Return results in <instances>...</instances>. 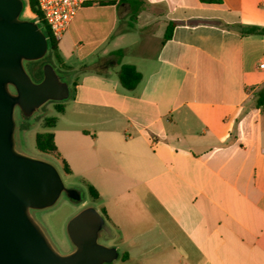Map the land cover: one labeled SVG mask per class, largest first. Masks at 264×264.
Instances as JSON below:
<instances>
[{
    "label": "crops",
    "instance_id": "obj_1",
    "mask_svg": "<svg viewBox=\"0 0 264 264\" xmlns=\"http://www.w3.org/2000/svg\"><path fill=\"white\" fill-rule=\"evenodd\" d=\"M82 1L48 133L97 192L104 245L135 264H264V0Z\"/></svg>",
    "mask_w": 264,
    "mask_h": 264
},
{
    "label": "water",
    "instance_id": "obj_2",
    "mask_svg": "<svg viewBox=\"0 0 264 264\" xmlns=\"http://www.w3.org/2000/svg\"><path fill=\"white\" fill-rule=\"evenodd\" d=\"M27 8V0H0V264H111L119 254L99 243L105 221L94 206L68 220L67 254L54 249L31 215L52 208L62 196L79 205L85 201L81 189L64 184L55 165L16 150V112L31 119L45 104L70 97L68 82L51 63L42 65L38 82L26 72V63L48 53L38 22L23 16Z\"/></svg>",
    "mask_w": 264,
    "mask_h": 264
},
{
    "label": "rangeland",
    "instance_id": "obj_3",
    "mask_svg": "<svg viewBox=\"0 0 264 264\" xmlns=\"http://www.w3.org/2000/svg\"><path fill=\"white\" fill-rule=\"evenodd\" d=\"M26 10L29 11V20H34L33 14L30 12L29 8H27ZM38 62H31L25 64L26 72L29 74V76L34 82H38L41 79V78L38 79L36 76L33 75V67H34L33 65ZM55 68L58 73H61L57 67ZM63 77H65V80L68 82L69 90L71 92L72 86L70 85L68 78L65 75ZM64 102L65 101L49 102L45 104L40 109L39 113L31 119L24 118L18 112L15 113V119L17 122V129L15 136L16 150L29 157L43 159L45 161L52 163L59 170L62 180L66 186L77 187L82 191V197L85 202L81 205L74 203L68 200L67 198H65L64 196H62L55 204V206H53L52 208L31 212L33 219L42 228V230L44 231L45 235L49 239L54 249L60 254H67L72 250V246L65 232V227L68 220L72 216H74L80 208L86 205L94 206L98 210V205L92 203L86 191V188L78 182L77 178L64 175L59 164L57 163L55 157L52 154L50 155L42 154L35 147V134L42 132L44 133L51 132V130L44 128L45 123L47 122V119L49 117L56 118L57 112L54 106L56 104H60ZM105 230H106V225L99 233V238H98L99 243L104 244L105 242L103 238ZM111 264H135V263L133 261L132 262L122 261L121 253H119L118 259L112 262Z\"/></svg>",
    "mask_w": 264,
    "mask_h": 264
},
{
    "label": "trees",
    "instance_id": "obj_4",
    "mask_svg": "<svg viewBox=\"0 0 264 264\" xmlns=\"http://www.w3.org/2000/svg\"><path fill=\"white\" fill-rule=\"evenodd\" d=\"M206 1L210 2L212 0H206ZM108 4H113V2H108ZM27 5L31 13L35 15L36 19L34 20L38 21V27L43 32V34L45 35L47 39V49H48L47 56L40 62L35 63L33 65L34 66L33 75L36 76L38 79H40L42 77V70H41L42 65L47 62L57 67L58 70L68 78L66 71H64V67H62L61 65V59L58 54L57 41L52 36L46 24L42 21L41 19L42 16L38 9L36 0H27ZM135 14H136V11H133L131 15V20L135 18ZM253 31L256 32L257 34L264 35V28L254 27ZM171 32H172V25H168L163 35L162 42H165L171 37ZM113 55L120 58L121 52L117 51L113 53ZM118 78H119V82L121 86L124 89L130 91V90L135 89V87L141 81V74L136 70V68L133 65L124 64L120 66V69L118 72ZM253 107L256 109H260L264 113V85L256 91L254 95ZM54 108L57 113H61L63 110L61 103L56 104ZM54 125H55V118L49 117L47 119V122L45 123L44 128L52 129ZM35 147L42 154H46V155L52 154L55 157L64 175L70 174V170L67 164L61 160V158L56 152V148L54 145V138H53L52 133H48V132L47 133H44V132L36 133L35 134ZM85 188H86V191L92 203L96 202V200H98L99 198L97 192L91 186L87 185Z\"/></svg>",
    "mask_w": 264,
    "mask_h": 264
},
{
    "label": "built area",
    "instance_id": "obj_5",
    "mask_svg": "<svg viewBox=\"0 0 264 264\" xmlns=\"http://www.w3.org/2000/svg\"><path fill=\"white\" fill-rule=\"evenodd\" d=\"M41 19L50 30L52 36L58 41L68 29L77 11L83 4L82 0H36ZM36 19V17H35ZM37 21V20H36ZM38 22V21H37ZM264 68V64L259 66ZM156 144L157 140L152 139Z\"/></svg>",
    "mask_w": 264,
    "mask_h": 264
},
{
    "label": "bare ground",
    "instance_id": "obj_6",
    "mask_svg": "<svg viewBox=\"0 0 264 264\" xmlns=\"http://www.w3.org/2000/svg\"><path fill=\"white\" fill-rule=\"evenodd\" d=\"M23 16L29 18V11L26 10V11L23 13Z\"/></svg>",
    "mask_w": 264,
    "mask_h": 264
}]
</instances>
